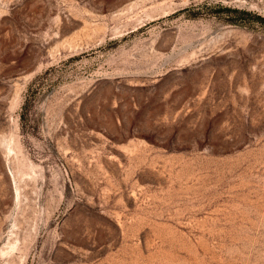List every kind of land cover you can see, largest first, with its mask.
Returning <instances> with one entry per match:
<instances>
[{"label":"rangeland","instance_id":"obj_1","mask_svg":"<svg viewBox=\"0 0 264 264\" xmlns=\"http://www.w3.org/2000/svg\"><path fill=\"white\" fill-rule=\"evenodd\" d=\"M2 137L0 264H264V0H0Z\"/></svg>","mask_w":264,"mask_h":264},{"label":"bare ground","instance_id":"obj_2","mask_svg":"<svg viewBox=\"0 0 264 264\" xmlns=\"http://www.w3.org/2000/svg\"><path fill=\"white\" fill-rule=\"evenodd\" d=\"M0 143L6 145L8 150H11L10 145L8 143H6L5 138L2 137L0 139ZM9 235H12V234H9ZM15 248H16V242H9V241L6 242L5 241V243H3V245L0 246V254L1 255H3V254L7 255V253L12 252V250H14Z\"/></svg>","mask_w":264,"mask_h":264}]
</instances>
